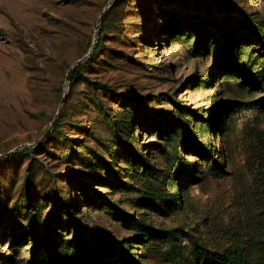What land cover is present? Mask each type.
<instances>
[{
  "label": "rangeland",
  "instance_id": "obj_1",
  "mask_svg": "<svg viewBox=\"0 0 264 264\" xmlns=\"http://www.w3.org/2000/svg\"><path fill=\"white\" fill-rule=\"evenodd\" d=\"M111 1L0 0V264H72L78 232L94 250L95 237L124 242L141 264H196V244L244 245L264 264V44L240 15L264 21V0H119L106 49L70 91L68 67L91 50ZM221 2L239 10L207 7ZM223 15L225 31L206 20L223 26ZM232 38L236 51L219 66ZM104 85L135 101L121 106ZM162 113L208 143L223 170L185 149L182 128L162 139L145 127ZM57 115L72 143L47 139L52 130L39 142ZM174 139L175 176L159 149Z\"/></svg>",
  "mask_w": 264,
  "mask_h": 264
},
{
  "label": "trees",
  "instance_id": "obj_2",
  "mask_svg": "<svg viewBox=\"0 0 264 264\" xmlns=\"http://www.w3.org/2000/svg\"><path fill=\"white\" fill-rule=\"evenodd\" d=\"M119 0H115L107 9L106 14L103 17V20L100 23V29L98 30L97 33V40L94 46V49L92 53L90 54L89 58L86 59L83 63H80L76 65L70 74V79L68 83L69 90L74 89V85L76 84V81L80 79L81 77L85 76L86 68L88 65H90L93 61L99 58L101 55L102 50H105V42H104V30H106L108 26V18L110 13L112 12L114 6L117 4ZM208 2L207 0H204ZM220 1V0H218ZM217 7L221 11L226 12L228 10H234L238 11L239 9L236 8V6L228 3H218V4H209L207 5L208 8L211 9V7ZM240 15L243 16L244 18V23L241 25L243 28L244 26H247L248 29L254 30L257 35L259 36L260 40L264 44V21L260 20H254L251 18L249 14H247L245 11H241ZM216 18V17H215ZM209 16L206 18V20H209L212 22L213 25H215L218 29H226V26L229 25L230 18L226 17L223 15V19L225 24L220 25L218 21ZM122 31V29H120ZM119 30V31H120ZM121 33V32H118ZM203 35L200 34L198 42L195 43V48L194 50L198 52L201 49V46L204 44L202 43L203 41ZM235 38L229 39V42L226 44V46L222 50V58L219 59L218 65L219 66H225L228 63H230L228 60H225L228 55H232L235 53L237 46L235 45ZM94 42L91 41L90 47L93 46ZM90 50L86 51L85 54L89 53ZM83 56H81L79 59H81ZM72 66V65H71ZM69 66L68 69L71 67ZM103 89H105L106 92L110 93L112 97H118L122 100L121 106L125 107L127 104H129L131 101H135V99H132L129 95L125 93H116V91L112 88H110L108 85L102 86ZM130 101V102H129ZM179 109L182 111H185V108L182 106H178ZM65 116V115H64ZM148 117H156L160 119L158 123H145V127L148 128V130L154 129L156 133H158V138H164L165 136L170 137L171 134H176L177 133V127L182 128L183 131V144L185 146L186 150H190L193 152H196L200 155V158L203 159H208L210 160L212 167L216 170L221 172L223 170V163L225 159H223L222 162H219L218 158L214 154V151L211 147H209L208 143H202L200 144L199 142L195 141L191 137V131L187 128V126L184 123H180V125H177L176 123L166 120V115L165 113H162L160 115H152L149 114ZM63 120L59 123L58 121L54 123L51 134L47 139H52L54 134L56 132L60 133L62 135V138L65 143H72V139L68 136L65 135L63 132L59 130L60 126L63 124ZM118 122L117 124H119ZM118 126V125H116ZM209 126L216 127L215 124L210 123L209 121ZM174 144L171 150H164L163 147H160V151L164 153V157L166 158V162L170 164L173 167V170L175 171L174 176L178 173V169L180 168L181 164V150L178 148L177 144V139L173 140ZM155 144H152L148 147V149H151ZM37 149H25L21 152L15 153L16 154H33L36 153ZM136 154V153H135ZM11 154L10 157L14 156ZM139 155V154H137ZM8 157V156H7ZM134 158V157H133ZM142 165L146 168L149 169L150 171L155 174L157 170H155L154 167H151L150 165L147 164V160L143 157H138L137 158ZM135 160V159H134ZM162 173V172H161ZM47 175L49 176L50 180H52L54 189L58 191L60 195H63L62 193V186L58 185L56 182L53 181V179L58 177V174L55 172H47ZM68 178L71 180L74 176H77L75 172L72 173H67ZM191 176H193V173H191ZM61 182V181H60ZM62 198V197H60ZM62 205L66 206L68 210H70V203L67 202V199H61ZM70 214V219L75 223L77 228L78 224L76 219L73 217V214L69 212ZM50 226V225H49ZM51 229V227H49ZM49 238H52L49 236ZM96 239V248L95 250L93 247L89 246V244L83 239L81 236V233H77L76 235V243L79 252H81V255H78L75 260L72 262V264H115L113 262H117L119 259H121V264H141L139 260H136L135 258V253L131 252L130 247L125 248L123 246L124 242L120 241H115L112 239H105V238H100V237H95ZM43 246L40 244H36L34 249L32 250V256H33V261L36 263L38 260H41L40 258V249ZM44 247H48L47 244L44 245ZM193 259L195 260L196 264H257L256 261L252 258L250 255V252L246 251L245 246L241 245L233 250H226L224 252H219L216 250L209 249L205 246H201L199 244L195 245L194 251H193ZM192 259V260H193ZM109 261L106 263V261ZM99 261V263H98ZM190 263V262H189Z\"/></svg>",
  "mask_w": 264,
  "mask_h": 264
},
{
  "label": "water",
  "instance_id": "obj_3",
  "mask_svg": "<svg viewBox=\"0 0 264 264\" xmlns=\"http://www.w3.org/2000/svg\"><path fill=\"white\" fill-rule=\"evenodd\" d=\"M112 3H113V0L110 2L109 6H110ZM109 6H108V7H107V8L101 13V15H100V17H99V19H98L99 24H100L101 21L103 20V17H104V15L106 14V11H107V9L109 8ZM96 40H97V34H96L95 42H94V44H93V46H92L90 52H89L86 56H84V57H82L81 59H78L77 61H75V62L73 63V65L68 69V72H67V75H66V81H67V83H69L70 74H71L72 69H73L76 65H78V64H80V63H83L87 58H89L90 54L92 53V51H93V49H94V46H95ZM68 89H69V87H68ZM64 101H65V95H64V97H63V99H62V103H63ZM57 117H58V115L54 118V120L52 121V125H51V127L46 131V133L43 135V137L40 139L39 142H42V141L47 137V135L50 133V131L52 130L53 125H54V123H55ZM12 153H14V151H10V152L4 154V156H9V155H11Z\"/></svg>",
  "mask_w": 264,
  "mask_h": 264
}]
</instances>
